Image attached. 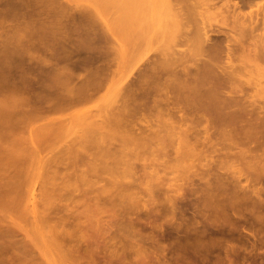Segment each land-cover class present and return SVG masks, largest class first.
I'll list each match as a JSON object with an SVG mask.
<instances>
[{
  "label": "rangeland",
  "instance_id": "obj_1",
  "mask_svg": "<svg viewBox=\"0 0 264 264\" xmlns=\"http://www.w3.org/2000/svg\"><path fill=\"white\" fill-rule=\"evenodd\" d=\"M64 1L66 3L65 8H63L62 10L59 9V11L55 10L56 12L53 11L54 12L52 14L53 22L48 28V34H47L46 39H49L50 43H57V44L58 42L63 43L64 41L63 45H66L65 40H68V42L71 41V43H68V44L71 45V44H74L75 42L76 44L74 45H77V43H79L82 40V38L84 39L86 38L88 42L85 39V42H87L85 46H84V42H82L83 44H80L81 43L80 42L78 45L79 46L82 45L83 47H88V46L90 47L89 44L90 43L93 44V49L95 50V53L97 55H98V52L102 48L103 51L105 50L106 54H104L103 51L102 53L100 51V55L102 54L101 56L107 55L108 54L107 52L110 50L109 53L113 55L111 56L110 59L113 60L115 58V64L112 62L113 71L110 76L111 80L108 83L107 87L103 88L96 95V97H94V99L89 101L88 103H85V104L82 103L79 105L77 104V106L74 105V107L72 106L70 108V106L67 107L65 104L62 105L63 103L60 106H57V105L61 103L60 99H62L63 95H66L67 91L65 92L64 89L65 90L68 89V92L70 91V93L71 91L73 92L76 91L77 88L76 89L74 88V90L72 88H71L72 90H70L69 87L67 88V86L76 87L74 84L75 82H77L75 80L76 75L73 78L74 80L67 79L68 82L64 81L66 84L63 82V79H62L63 77H66V76H63V77H61L62 75L59 76L61 77V79L58 78L59 80H57V82L61 81L60 83H62V84H59L61 85L59 86L60 89L57 87L58 86L57 85L56 88H54V91L52 90V92L47 91L46 89L36 88L34 86L29 87L30 84H29L28 78H31L33 76L30 77L31 75L30 73L29 75L27 74L28 78L24 76V73H23V71H25L24 67L27 66L25 65V63L28 64L29 61H26V60H29L30 58V57H27L28 59H26L25 57L28 54L36 56V57L37 56L41 57L45 55V52L43 50L39 51V49L37 48L36 50H33L28 47L23 48L25 47L23 46L20 48L21 49L20 51H17V53L10 55V56H13L14 59L6 56L9 59L7 60L6 58L7 61H5V59L2 58V56H0V59H2L0 60V264H217V263L218 264H229V263L230 264H264V229H263L264 225H262L264 224V221L262 223L261 222L262 220L261 221L256 220V217L258 215H261L259 214L261 213V210L259 213H258L259 211L258 209H256L257 211L255 210V213H258V215L254 214L253 213L254 210H252L253 211L252 213L256 215V217L253 215L255 218L253 216L252 218L248 216V215H252L250 210L252 207L251 205H254V204L252 202L250 203L247 202L250 199H247V201H245L246 199H244L243 202L240 201V199H236V201H234V199L231 198L232 196L230 195L231 194L230 191L232 192V186H230L231 185L230 183H226L227 182L226 180H225L226 184L223 182V179L225 178L221 179V181L224 184L221 181L220 182L223 185H227V186L228 184H230L229 186L231 188L229 189L231 190H228L229 191L228 192L227 191L228 187L224 186L225 188H227L226 189L227 192H224L223 189L225 188L221 184H220L221 186L219 185V187H223V188L222 189L220 188L221 189L220 192H219V188L217 190V185H218L217 183H220L217 180L219 179L217 178V175L220 172H222L223 174L225 172L227 173L229 170V167H230L229 172L231 173L234 169L235 171L237 169L240 170L239 168H241V166H244V165L245 166L241 169H243V171L245 172L247 168L246 169L244 168L247 166L246 164L243 163V161L241 162L239 160V162L241 163L239 162L236 163L233 161L231 162L232 165L234 164H236L235 166H237L238 164L240 165V167L238 166L236 167L237 168L236 169L234 168L235 166L230 165V161L232 159L234 160L235 157L230 156L228 158L227 154H226L227 157L226 156L224 157V155L220 154L219 152L218 154L222 155L224 158L223 159L222 156L220 155L218 156L215 154H213L215 156L210 155L213 152L207 148L208 151H210V154H209L207 149L204 148V153L206 151L209 157L210 156L212 157V158L210 157L211 160L212 159L214 160V158H216V160L214 161L212 160V163H211V160H208L210 158H207L208 155L203 157V155H206V154H201L203 153L202 151L203 149L202 150L199 149L200 145L198 143H196L195 148H193L194 146L192 147V149H195L196 151L197 150L196 147L198 145L197 147L198 150L196 152H190V150L192 151V149L189 150V147L184 145L185 142L184 143L181 142L184 140H181V138L180 139L177 138V136H180V134H177V123H175V120L177 119V113L174 114L176 115L175 116L176 118H174L173 117L174 115H173L171 119L169 118V115H165L161 117L160 114L158 116L154 114L149 115L150 113H147V112L145 115L138 114L132 117V119L135 120L136 122V127H138L141 124L144 126L145 125L147 126L148 124L145 123V121H148V123L152 125V127H147V129H149L148 131H150L151 129V132L146 131L145 133H148L147 135L143 133L144 135H146L145 138L147 139V140L145 139L146 141L145 140L143 141L145 142L143 143L144 145L141 144L142 142L141 140H140L141 142L138 140L140 139L138 137H142L143 135H140V136L136 135V133H132V131L131 133L135 135L133 138L137 137L138 139L137 138L136 139L138 142H136L135 139L134 141L133 139L130 140L132 141L130 142L128 140L129 137L126 136V138H128L127 142L133 143V144H129L126 142L128 144V145L126 144V146H124L123 144V142L125 143V140H126L123 137H125V134L126 135L129 134V131L128 133H125L123 131L125 134L120 133L122 131L120 132L117 131L118 132L117 133L113 131L112 129H110L109 127L107 128L106 126L104 127L102 126V128L100 126V129L95 126L96 128L94 127L93 132L97 130L96 131L97 133L94 132L93 135L91 134L92 133L91 128L93 126L91 127L89 126L91 124V122L89 121L91 120L93 122H96L97 119H100V117L104 116L102 115L105 112L104 110H107V108L109 107L110 109L114 108L117 104H119L120 99H118V97L120 98L122 87H124L130 80H132V78H134L137 75L136 74V72H138L137 69L141 66L142 63L145 64V62L151 61L152 59L159 57V56L164 57L165 54H166L165 56H167L168 53H170L171 57L177 56V49L180 50V49L186 48V45L184 44H177V39H178L176 38L177 33H180L179 31L181 30V29L177 30L179 29V26H180V23L177 21L178 20L177 17H179L177 16V10H176L178 9L177 7H179L177 6V0H170V1L168 0H152V1L149 0L148 1L147 0L146 4L143 1L142 3H144L145 6L148 5L146 9L147 11L150 10V12L148 11L149 14L147 15V13L145 14L141 13L139 14L138 17H136L137 15L135 16V14L138 13L137 12L138 10L137 11L132 10L133 14L131 13L132 16H130L129 21L127 20L128 24L126 22V19L124 18L121 21L119 20L120 12L116 11L117 7L112 8L110 5H108L109 2H105V0H103L105 4L103 3L102 0H64ZM148 2H151L152 4ZM136 4H137V1L134 0V2L132 3L133 7ZM149 4H151L152 6ZM173 5L174 6L176 5L177 7L175 6L176 8L173 9L174 8ZM136 6L139 7V9H142V7L140 8V6L138 5ZM142 10L144 11V9ZM147 11L145 10V12ZM142 15L144 16L146 15L147 17H142ZM140 16L142 17V19H139ZM221 20H223V17L221 15L213 13V14H209L208 16H206V19L204 22L209 27L213 28V27L218 26L221 23ZM130 21H131V24H130ZM138 21L142 24H140ZM202 22L203 21L200 19V17L197 14L194 16H191V19L188 24L189 31L190 30L192 31L193 29H195L197 25L199 24L201 25ZM144 24L148 29V31L147 29H145L146 33L144 32V30L141 31L143 29L142 26H144ZM139 25H141L142 29L139 27ZM145 26L144 28H146ZM127 27L128 29L129 28L130 29L128 30ZM138 27L141 29V30L140 29L138 30L143 32L144 33L143 35H145V36L142 35L143 38L145 37L147 40L145 39L144 41V39L141 38L143 41L139 39L138 42L141 41V43L137 44L135 42L138 39L137 37L139 36L137 35L138 32L135 33V31H137ZM82 32L85 34L87 33L86 37H85V34H83ZM148 32L150 34H148ZM80 33H82V35H80ZM68 34H70L72 37H68L70 36ZM131 38L133 39L131 40ZM171 41H172V44H171ZM142 42L143 43L146 42V43L142 44ZM94 45L101 47L100 50L98 47H97L98 49L94 48ZM68 47L70 46L68 45ZM61 50L64 52L67 51V50H64V47L61 48ZM24 51L27 54L24 53ZM22 52L24 53L23 58L26 59L24 60L25 62L22 61V57L19 58L20 55H23ZM46 55H49V54H46ZM10 59L13 62V64L11 61H9ZM8 62H10V64L13 65V68L17 66L16 69L15 68L13 69L11 67L13 69L11 70L13 71V73L9 70L12 76L14 74V77L12 76L10 77V73L8 74L9 72L8 69H10L9 66H11ZM15 62L20 63L18 64L19 66ZM248 62H251L249 63L250 65L249 64L246 65L245 67L246 69L244 68L243 71L245 74L246 72L245 70H247L246 76L248 80L250 79L249 83L252 84V81L253 80L256 81V79L258 78L260 79V80L259 79L257 80L258 83L259 81L260 82L262 81V85L260 87H259V84L261 83L259 84L257 82L253 83L255 86L253 84L251 85L248 83L249 84L248 86H250L248 87L249 90L253 89L251 87L255 88L254 91L252 90L254 93L256 89L258 90V88L262 87L261 90L264 89L263 88L264 78H263V75L261 74H259L261 76L258 77L257 76L258 74L256 75V73L260 72L258 67L251 65L252 61H248ZM259 63L264 64V61L262 63V60H261V62ZM20 66H22L23 68L21 69ZM250 66L254 67V70H251L252 73L250 72V69H253V68H250ZM18 68L21 70V72ZM16 70L17 72H19V74L20 73L22 74L19 75L16 72ZM82 71L81 70L78 71L79 73L81 72L80 75L83 73ZM253 71L254 72L256 71V72L254 73ZM83 74L81 76H83ZM10 78L12 80L13 79L15 80L12 81ZM26 78L28 79V82L26 81ZM23 79L25 80L24 81L25 83L29 84V86L27 85H26L27 87L21 86ZM71 80H73L74 82L72 81V83L69 84ZM15 81H18V82L20 81L21 83H17ZM12 82H15V83H12ZM18 84L20 86H18ZM11 85H14V87L16 86L17 87L13 88V86ZM23 85L25 86V84ZM68 92H67V95L69 94ZM58 100L60 101V103H58L59 102ZM9 101L10 102L14 101V105L11 104L13 102L9 104ZM55 103L57 105H55ZM86 115H88V118H86ZM163 117L165 118L162 121L161 119ZM84 118L88 119L89 125L87 122H85L87 120H85ZM81 119H84L85 120L84 123L86 124L83 123L81 124L82 126L79 125L78 123ZM102 119L104 118H101L100 121ZM80 122H83V120H81ZM93 122L92 124L94 125ZM84 125H88L90 127V130L88 126H84ZM83 127L85 128V130ZM63 129H66V130H63ZM88 130L91 132L89 133ZM85 131L86 133H84ZM99 131L101 135H103L102 137H100L101 135L99 136ZM123 134L124 136L122 137V139H124V141L122 142L121 136ZM86 136L87 138L91 136H94V137L89 138L88 140L89 142L84 141L86 142L85 143L86 147L84 144H83L84 147L82 145L78 146L79 143L81 144L84 138L85 140L87 139ZM98 137L101 138V140L105 139L104 141L105 143L100 140L104 144L107 143L108 145V143L111 142V145H112L111 147L112 148L114 147V149L111 150L112 152H110V155H113V151L114 153L119 152L118 156L121 158L120 155L122 153L120 151L117 152L116 150L118 149L116 148H121L120 150L123 152V154L125 153L124 151L127 150L126 153L130 154L129 157H126V158H129L127 161L129 163H127L126 159L124 160L123 158H121L120 162H117L119 161V160H116L117 158H119L117 157V154H115L116 157L114 155L112 156L113 158H111V156L109 157L108 153L110 150L107 149V145L103 146L104 150L108 151V153L106 154V152L101 148V145H104V144L100 142L98 146V144L96 143V142H99L95 140ZM90 139L91 140L94 139L96 142H93ZM90 142L91 144H93L92 145L93 149H91L92 147L90 148L91 146ZM193 142H194V139H193ZM95 143L97 144V148H96ZM80 147L83 148L82 150H85L86 152L82 151ZM185 147H188V148H185ZM99 148L102 149V152H105L104 155L106 154L107 155V156L105 155L106 157L102 153L97 154L99 152ZM108 148H110V144ZM122 148L124 149V151ZM72 149H74L76 153ZM97 149H98V152L96 153ZM78 150L80 151V153ZM236 150L237 148L235 149V151ZM187 151L190 153H188ZM213 151H215L214 148H213ZM183 152H186V153H183ZM187 153H188V156L185 155ZM195 153H196V156L194 157ZM81 155H84V156L82 157ZM93 156L95 157L93 158ZM130 156L131 157L133 156L134 158L130 159ZM181 156L183 157L182 159H181ZM97 157H102V158L99 159ZM104 157L105 158L109 157V158H107L106 160ZM188 157L193 158L194 162H192L193 161L192 159H190L191 160L190 161ZM204 158H206L211 163L210 165L213 166L212 169L210 167L211 171L209 170V167H207L208 166L206 162L207 160ZM108 159L110 161H108ZM112 159L116 161L114 162ZM122 159L126 162L127 166L131 165L134 167L135 165V167L137 168L136 170H134L135 167L133 168L130 166L132 169L130 167L128 168L135 171L137 175L142 173L143 176L146 175L145 177L147 178L146 179L143 177L145 179L144 181L145 183L142 182L143 184L138 185L137 183L135 184L134 182L135 185L133 186H135V188H138V189L133 188L134 193L132 194V196H134L135 194L133 199L131 198L132 196H130L131 193H127L129 192L128 191L129 189L131 192H133L132 191L133 186L131 187L130 185L128 186L127 184L128 181H127L125 182L126 185L123 184L125 186L122 185L123 188L121 187L122 181L124 183L126 179H124L123 177L119 175L122 174L125 170H123V172L122 170H120L122 173L114 170L116 167L115 164L120 165L119 163H122ZM226 159H231V160L226 161ZM92 160H94L95 162ZM129 160L130 161L132 160L133 162L131 161L130 163ZM188 160L190 161L189 163L186 162ZM217 160L221 161L222 163H218L219 161ZM83 161H88V163L86 162L87 165ZM97 161L99 162L102 161L101 164H107L105 163L106 161L108 163L110 162L111 164H113V167L115 166L114 169L113 167L111 169L110 167L111 165L109 166L108 164L111 171L109 168H106L108 166L102 165V167L103 166L105 167L104 169L106 170V173L109 170V174H110V172L114 170L113 173H111L110 175H108L107 173V176H105L106 173L103 172L105 170H103L102 168L103 171L101 172H103V174L105 173L104 177L101 175V173H100V177H97L99 175L96 173L98 171L97 169L101 167L99 166L98 168L95 169V167L98 166ZM204 162L205 164H202ZM90 163L91 164L96 163L97 166L93 165L94 168L92 166L91 169H88V166H90ZM187 163L188 164L192 163V165L190 164L191 166H189ZM122 164L119 166L120 167L119 169H121L122 167H125V163H124V166ZM224 164H225V167L221 168V165L223 166ZM227 164L228 166H226ZM215 165L217 166V168L215 167ZM231 166L233 167V169ZM75 167L76 168L79 167V170L78 168L76 169ZM206 167L208 168L209 173H212L211 175L208 174ZM128 168L127 170L130 171V169ZM225 168L228 170H224ZM47 169H49L50 171ZM92 169H95V170L92 171ZM138 170L140 171V173L136 172ZM216 171L217 172L219 171V173L217 174ZM46 172L48 174L49 172H51V175L49 174L50 177L48 176ZM114 172L115 174L120 173L118 174L120 179L117 178L116 179L117 182L114 181L116 183H113L111 186L114 188L115 185L118 186V183L121 182L120 185L117 187V191L120 190V187H121V189L123 190H120L119 192L124 191V193H127L126 198L122 197L123 195H126V194H124L123 192L121 193L114 192L115 188L113 189L112 187H111L113 189L112 192H114V194H111L113 197L109 196L110 195L109 192L111 189V188L109 189L110 187L109 183H112L113 181H112V177L108 178V176L109 177L113 176ZM214 172L215 174H213ZM73 173L75 176L73 175ZM86 174L88 175V177ZM92 174L95 176H93ZM125 174H128V172ZM68 175H69L68 177L69 179L67 178ZM46 176H48V178H46ZM53 176H55V179ZM126 176L128 177V175ZM72 177L74 178L72 179ZM89 177H91L93 181V182L91 181L92 185L91 183L87 184L88 179H90ZM49 178L50 179L52 178L53 181L55 180L54 181V183H56L55 186L52 185L54 183H52L53 182L52 179L50 180ZM96 178H99V179H96ZM121 178H123V180H121ZM75 179L76 180L78 179L79 182L76 181ZM107 179H110V180H107ZM130 179L131 178L129 177L128 180ZM45 180H47V182L51 181L50 182L51 184L47 183L48 185L50 184L49 185L50 187L46 185ZM66 180L68 181L66 182ZM208 180H210V183H213L214 181L216 183L210 184ZM75 181L77 182V184H75L76 183ZM263 182L264 181L256 182V184L254 183L252 184V185H255L254 187L259 190L256 189L253 194L251 192V196L253 195V197L250 196L249 198H255V197L264 198ZM171 183H176V185L179 184L177 186L181 185L180 187L181 188L183 187L182 190L180 188V191L182 192L181 193L182 196L181 194H179L180 191L177 193V186L175 187L173 186L175 184H171ZM204 183H207V184H204ZM99 184L101 185V187L99 186ZM57 185H58V188H57ZM62 185H64V187ZM103 185L104 187L106 186L108 187L109 189L108 192L105 191V189L103 188ZM78 186L80 187V189L82 188L81 189L82 191L79 189ZM139 186H141L140 190H139ZM214 186L216 187L215 189L213 188ZM128 187L129 189L127 190ZM173 187H174V190L172 189ZM42 188L45 189L46 192ZM102 188L104 189L105 194L106 193L109 194L108 196L107 194L105 195L104 193H102V190H101ZM211 188L213 189L211 190ZM251 188H248L250 190L247 189V191L249 192L252 191L253 187ZM88 189H89V192H88ZM108 189L106 188V190ZM207 189L209 190L207 191ZM135 191L136 192L138 191V192L136 193ZM168 191H169V194H168ZM201 191L203 192V194H201ZM256 191L262 192L261 193L262 195L259 196V194L257 193L258 196H256L257 195ZM48 192L50 194H47ZM164 192H166L167 194H165ZM173 192L174 193L176 192L175 193L176 196L174 197H173L174 195ZM249 192L248 194H250ZM87 193L91 196L90 197L89 195L87 196ZM116 193L120 195V196H117L118 198H115V196L117 195ZM227 193H230L229 196L226 195ZM137 194L138 196H136ZM139 194L141 195V197H139L140 196ZM166 195L167 196L169 195L168 196L169 198L166 197ZM214 195L217 197H214ZM227 196H228L227 200L230 198L229 202L225 200ZM110 197H112L114 200L111 199ZM128 197L130 198V200ZM202 197L205 198V200ZM122 198H124L123 200L125 202L122 200ZM141 198H142V201L140 200ZM172 198L173 199L175 198L174 200L175 202L174 201L172 202L173 200ZM218 198H220L221 200L220 202H218L219 201ZM85 199L86 201H84ZM134 199H136V202H135L136 204L133 203ZM206 199L209 201H207ZM222 199H224L225 201L224 200L222 201ZM138 200L140 201L141 205L139 204ZM177 200H180V201H177ZM83 201L88 202V205L86 203H83ZM91 201H93L92 205L90 204ZM213 201H214V204H213ZM142 202L143 204L144 202H146L149 205L145 203L146 205L145 206L142 204ZM236 202L237 203L239 202L238 205ZM102 203L104 206H102ZM202 203L203 205H206V203L210 205L209 207L208 205L203 206L201 205ZM233 203L234 205H232ZM245 203L247 205H245ZM216 205L218 206V208L216 207ZM89 206H91L92 208L91 207L89 208ZM221 206L223 209L220 208ZM177 207L181 208V210L177 209ZM206 207L208 209H206ZM215 207L217 208L216 209L217 211L215 210ZM227 207L229 208V210H227L228 209ZM182 209L184 210L182 211ZM195 210L197 213L194 212ZM219 210L221 213L219 212ZM186 211H187V214H186ZM218 212L219 214H217ZM207 213H208V216H207ZM262 213L264 212L262 211ZM245 215H247L251 219L249 218V220H247L246 219L247 216ZM190 216L192 219H189ZM210 217L215 219L217 222L221 218L220 221H222V223H225V224L228 221L227 219L234 218V223L238 222L240 224L239 225L240 227L235 224L234 226H237V227H234V226L233 227L236 229V231L234 228L232 229V226L230 224L233 225V222H232L233 220L232 221L230 220V222L232 223H229V224L227 223V224L230 225L229 227L231 229L228 227L227 224L226 225L224 224L225 228L223 227L222 224H219L220 226L222 225V230H220L218 228L219 225L218 227L217 226H214L215 228L213 227L214 221L211 222L212 219ZM239 218L240 220H238ZM252 219L254 221L253 223L251 222ZM202 221H205V222H202ZM257 221L259 223H256ZM177 222H179L180 224H177ZM201 222L204 223L203 226ZM210 222L212 223V225L209 224ZM217 222H215L214 225L218 224ZM182 223H184V225ZM196 224L197 225L200 224V227L197 226ZM249 224L253 225L252 226L253 229H251L252 227ZM256 224L261 225L262 229H261V226H258ZM242 225L244 227H242ZM198 229L200 230V233H201L200 234L198 232L199 235L198 233H196ZM245 229L247 230L249 229L248 230L249 232L246 231ZM258 229L260 230L258 231ZM251 230L253 233L256 234V236L255 234L251 232ZM253 230H256V231H253ZM215 233H217L218 235ZM217 236H220V238ZM230 242L232 244H230ZM234 244L236 245L238 244V245L234 246ZM258 246H262V247L259 248ZM228 248H231V249L228 250ZM245 248L248 250H246ZM228 257L230 258L228 259Z\"/></svg>",
  "mask_w": 264,
  "mask_h": 264
},
{
  "label": "bare ground",
  "instance_id": "obj_2",
  "mask_svg": "<svg viewBox=\"0 0 264 264\" xmlns=\"http://www.w3.org/2000/svg\"><path fill=\"white\" fill-rule=\"evenodd\" d=\"M136 1H137L136 5L140 6V8L142 7V9H144V11L142 9H139V7H137L136 5L133 7L134 4L132 5V3L134 2V0H105V2H109L110 3V4L108 3V5H110L112 8H116V7L118 8V10L116 8V11L120 12L119 20L121 21L124 18V19H126L127 24H128L130 16H132V14H133V11H137L138 10L137 11L138 13L136 12L137 14H135V16L137 15L136 17H138L139 14H141V13L142 14L147 13V15H148L149 12H150V10H148L149 11L148 12L147 9H146V7H148V5L145 6L147 0H140L141 2L139 0H136ZM143 1L145 2V4L142 3ZM168 1H170V0H168ZM103 3H104V1H103ZM148 3H151V2H148ZM65 4L66 3H65L64 0H0V56H2V58L5 59V61H7L10 57L12 59H14L13 56H10V55L17 53V51H20L21 50L20 48L23 47V46H25L23 48L28 47V48L33 49V50H36V48L39 49V51L43 50L45 52V55L41 56L43 58H41L40 56L36 57V56L28 54L27 56L25 55L26 56L25 58L26 59H28L27 57H30V58H29V60H26L25 58H23L24 57V53H26L25 51H24V53L22 52L23 55H20V57L18 56L19 58L22 57V61H24V60L29 61L28 64L25 63V65H27L28 68H27V66L24 67V70H25V71H23L24 76H26L28 78V75L30 73L31 74L30 77L31 76L34 77V78L33 77L28 78L30 86H29V84L24 82L25 81L24 79L22 80V85L21 86H23V87H27V86L32 87V86H34L36 88L46 89L47 91H51L52 92V90L54 91V88H56L57 85H58L57 86L58 88H59V86H61V85H59V84H62V83H60L61 81L57 82V80L61 79V77H63V76L68 77V78H66V77L62 78L63 82H64V81H67V79H73L74 76L76 75L75 76L76 77L75 80L78 82V83L77 82L74 83L76 87L67 86V88L69 87L70 90H72V89L74 90V88L75 89L77 88L76 91H74V92L71 91V93H70V91L68 92V89L67 90L64 89V91L65 92L67 91L69 94L67 95V92H66V95H63L64 98L62 97V99H60L61 103L58 100L59 101L58 103H60V104L57 105L55 103V105H57V106H60L63 103L62 105L65 104L67 107L70 106V108H71L72 106L74 107V105L77 106V104L79 105V104H82V103L83 104L88 103L89 101L93 100L94 97H96V95L103 88L108 86V83L111 80L110 76H111V73L113 71L112 70L113 69V67H112L113 63L115 64V58L112 57L114 59L113 60L110 59L111 56H113L111 53H109L110 50L107 52L108 53L107 55L101 56L102 54L100 55V51L102 53L103 49L101 47H98V46L94 45V48L98 47L99 50L101 48V50L98 52V55H97L95 53V50L93 49V44H91L90 42H89L90 43L89 44L90 47L89 46L88 47H83L82 45L79 46L78 44L80 42H81L80 44H83L82 42H84V46H85V44L88 42L86 38L85 39H86L87 42H85V39L82 38V40L80 42L77 41V42H79V43H77V45H74V44H76L75 42H74V44H71V45L68 44V43H71V41L68 42V40H65L66 41L65 42L66 45H63L64 41H63V43L62 42L61 43L58 42V44H57V43H50V40L46 39L47 34H48V28L51 25V23L53 22L52 21L53 20L52 19V17H53L52 14L54 12H56L57 10L59 11V9L62 10L63 8H65L66 7ZM151 4H149V5H151ZM175 6H174V8L173 7L172 8L175 9L177 6H179V7H177L178 9H176L177 10V16H179V17H177V19H178L177 21L180 23L179 29H177V30L181 29L179 31L180 33H177V37H176V38H178L177 39V44H184V45H186V48L180 49V50L177 49V56H172L171 57L170 53H168L169 56L168 55L165 56L166 55L165 54L164 57L159 56V57H156V58L152 59L151 61L145 62V64L142 63L141 66H140L142 68L139 67L137 69L138 70V72H136L137 75L134 78H132V80H130L124 87H122V92L120 93V98L118 97V99H120L119 100V104H117L114 108H111V109H110L109 106H107L109 108L106 107L107 110H104L105 112L102 114V115H104L106 117H104V116L100 117V119L101 118H104V119H102L100 121V119L96 118L97 119L96 122H93V121L90 120L89 122H91V124L93 122L94 125L93 124L89 125L88 119H86V118H88V115H86V118H84V119L87 120V121H85L84 119H81V120H83V122H80L81 121L80 120L78 124L81 125L85 121V122L88 123V125L90 127L93 126L92 127L93 129L91 128V131H92L91 134L92 135L94 134V132L97 133L96 129H95L96 131L93 132L95 126L98 127L99 129H100V126H101V128H102V126L103 127L106 126L107 128L109 127L110 129H112L115 132L122 131L120 133H124V132L128 133V131H129V134H127V135L124 133L125 137H123L124 134L121 136L122 142L124 141V139H126L125 143L123 142L124 146H126V144L129 143V142H127L128 138H126V136L129 137V139H128L129 141L132 140V139L134 141V139H135V141L138 142L137 139L140 138L138 140L139 141L141 140L142 141V142L140 141L141 144L144 145L143 143H145V142H143V141L146 139L145 136L148 134V133H145V132L149 130V129H147V127H152V125H150L148 123V121H145V123L148 124L147 126L146 125L144 126V125L141 124L138 127H136V122H135V120L132 119V117H134L135 115H138V114L145 115L146 112H147V113H150L149 115L154 114V115L158 116L160 114L161 117L165 116V115H169V118L171 119V117L175 113H177V119H176L177 122L175 120V123H177V134H180V136H177V138H179V139L181 138V140H184V141H181V140L180 141L182 143L185 142L184 145L188 146L189 150L192 149L193 146H194L193 148H195L196 143H198L200 145L199 149H201V150L203 149L202 150L203 153H201V154H206V155H203V157L208 155L206 151L204 153V148H206V149L208 148L210 151L213 152V153L211 152L212 154H210V151H208V149H207V151L209 152L210 155L215 154V155L218 156V155L222 154L225 157L226 154H227L228 158L230 156L235 157V159H234L235 161L233 159L232 160L231 159H226V161L227 160H231L230 161V165H232L231 164L232 161L237 163V162H239V160L241 162L243 161V163L246 164L247 167H245L244 169L247 168V170L245 172L243 171V169H241L245 165L241 166V168H239L240 170H238L236 168L238 166L240 167L239 164L237 166H235L236 164L232 165V166H235L234 168L237 169L236 171L234 169L233 170L234 172L231 170L232 174L229 172L230 167H229V170L226 169L228 167H226L224 169V170H228V172H229V173L225 172L226 174L225 173L223 174L222 172L219 173V171L218 172L216 171L217 174L219 173L218 174L219 176L217 175V178H219V179H217L218 182H220L222 178H225V179H223V182L225 183V180H226L227 181L226 183H230L231 184V185L228 184V186L227 185H223L224 183L221 181L223 184L221 182L217 183L218 184L217 185V190L219 188V192H220V190L225 186V187H228V189L224 187L225 189H223V190H224V192H227L228 190H231L229 188H231L230 186H232V192L230 191L231 194L227 193L226 195L229 196V194H230L232 196V197L231 196L230 197L233 198L234 201H236V199H240V201L243 202L244 199H246L245 201H247V199H250L247 202H249V203L252 202L254 204V205H251L252 207L250 206L251 210L250 209L249 210L251 211V213L253 212L252 210H254L253 213L258 215V213L261 210V213H259V214H261L262 217H263L264 213H262V211L264 212V198H259V197L256 198L255 196H254L255 198H249V197L251 196V192L253 194L255 192V190L257 189V188L254 187L255 185H252V184L253 183L256 184V182L264 181V89L261 90L262 87L258 88V90L256 89L254 93H253V91L255 89L254 87H251V88H253L252 89L253 91L249 90L248 87H250V86H248V85L251 84V83H249L250 79L248 80V78L246 76L247 70H245L246 71L245 74H244L243 70L246 67V65L251 63V62H248V61H252L251 65H254V66L258 67V69L260 71L259 73H256V75L258 74L257 75L258 77L263 75V78H264V64L259 63V62H261V60H262V63L264 61V0H177V6L176 7ZM145 10L147 12H145ZM213 13L221 15L223 17V20H221V23L218 26L211 28L204 21L206 19V16H208L209 14H213ZM196 14L200 17V19L203 22H202L201 25L200 24L197 25L196 28L193 29L192 31L191 30L189 31L188 24H189V21L191 19V16H194ZM140 17H139V19H142V17H147V16L146 15L145 16L142 15V17L141 18ZM136 19H138V18H136ZM130 24H131V21H130ZM140 24H142V23H140ZM145 24H144V26H145ZM123 26H125V25H123ZM130 26H128V27H130ZM144 26H142V28H143L142 29L141 25H139V27L142 30L138 27L137 31H135V33L136 32H138V33L140 32L139 34L137 33V35L139 37L136 36L138 38L137 40L135 38L136 42L134 41L137 44L141 43V41H143L141 38H143V36H145V35H143L144 33L141 32L143 30H144V32L146 31L145 29H147V27L145 26L146 28H144ZM128 27H127V29H128ZM138 29H140L141 31L138 30ZM128 30H126V31H128ZM147 31H148V29H147ZM82 33H80V35H82ZM83 34H85V33H83ZM86 34H85V37H86ZM148 34H150V33L148 32ZM68 35H70V34H68ZM68 37H72V36L70 35ZM80 37H82V36H80ZM132 39L133 38H131V40ZM139 39L141 40L140 42H138ZM143 39L145 41L146 38L144 37ZM144 43H146V42H144ZM144 43L142 42V44H144ZM56 44H57V46H56ZM171 44H172V41H171ZM68 45L70 47H68ZM62 46L64 47V50H67V51H65V52L62 51L61 50V48H63ZM178 46H180V45H178ZM68 48L69 49L71 48V49L69 50ZM62 52H64V53H62ZM103 53L106 54L105 50L103 51ZM46 54H49V55H46ZM109 54H111V55H109ZM6 56H8L9 58H7ZM6 58H7V60H6ZM0 60H2V59H0ZM9 61H11V59ZM16 62H18V61H16ZM8 63L10 64V62H8ZM12 64H13V62H12ZM16 64L18 65L20 63H16ZM11 67L13 68V65L9 66L10 69H8V71L9 70L10 71L13 70L14 68L16 69L17 66L14 67L13 69ZM20 67H21V69L23 68L22 66H20ZM256 67H255V69H256ZM250 68H253V69H250V72H251V70H254V67L250 66ZM82 69H83V71H82ZM17 70H16V72H17ZM80 70L83 73L85 71L84 74L82 73L83 76H81L82 74L80 75L81 72L80 73L78 72ZM10 71L8 72V74L10 73V77H11L12 76L11 72L13 73V71H11V72ZM20 72H21V70H20ZM17 73L19 74V72H17ZM20 74H22V73H20ZM259 74H261V75H259ZM59 76H61V77H59ZM12 77H14V74H13ZM81 77H82V79H81ZM20 78H21V76H20ZM27 78H26V81L28 82ZM77 78L79 79V81H78ZM258 79H256V81L251 79V80H253L252 84L257 82ZM13 80H15V79H13ZM73 80H71V82L69 84H71ZM15 82L21 83L20 81L19 82L15 81ZM15 82H12V83H15ZM17 83H16V85H17ZM259 83H261V84H259ZM259 83L258 84H259V87H260L262 85V81L261 82L259 81ZM23 84H25V86ZM246 85H247V87H246ZM11 86H13V88L17 87V86L14 87V85H11ZM18 86H20V85L18 84ZM263 88H264V86H263ZM119 91H121V90H119ZM258 91H260V92H258ZM257 92H258V94H257ZM11 102H13V103H11ZM11 102L9 101V104L11 103L12 105H14V101H11ZM16 104H18V103H16ZM66 106H64V107H66ZM12 107H14V106H12ZM54 107H56V106H54ZM175 116L176 115H174L173 117L176 118ZM164 118L165 117H163L161 120L163 121ZM90 119H92V118H90ZM93 120H94V118H93ZM167 120H169V119H167ZM97 121H99V122H97ZM84 124H86V123H84ZM88 125H84V126H88ZM97 125H99V126H97ZM90 127H89V130H90ZM63 130H66V129H63ZM84 130H85V128H84ZM91 131H89V133ZM131 131H132V133H136V135H139V136L143 135V136L142 137H138V138L136 137L137 139L133 138L135 135H133L131 133ZM148 132H151V129ZM84 133H86V131ZM143 133L146 134V135H144ZM87 134H88V132H87ZM100 135H101V133L99 131V136ZM128 135H130V136H128ZM102 136L103 135H101L100 137H102ZM84 137H85V135H84ZM92 137H94V136H91L89 138H92ZM122 137L124 139H122ZM83 138H81V139H83ZM86 138H87V136H86ZM89 138H87L86 140L84 138V140L81 142V144L79 143V145L78 144L77 145L78 146L82 145L83 147L85 145V147H86L85 143L89 140ZM97 139H95V140L99 141V142H96L94 139L93 140L90 139V140L93 141V142H96L98 144V146H99V143L101 141H103V142L105 141V139L101 140V138H99V137ZM193 139H194V142H193ZM84 141H86V142H84ZM103 142H101V143H103ZM130 142H132V141H130ZM90 144H91V142H90ZM97 144H96V148H97ZM109 144H110V148H108ZM129 144H133V143H129ZM87 145H89V144H87ZM92 145L93 144H91L90 148L92 147ZM106 145H107V143L104 144V145H101V148L104 150L103 146H106ZM184 145H183V147H184ZM111 146H112L111 142H109L108 145H107V149L110 150L109 153H108L107 150L106 151L104 150L106 152V154L108 153L109 157L111 156V158H113L112 157L113 155L116 157L115 154H117V157H119L118 156L119 155L118 151H120L123 154V152L120 150L121 148H116V149H118V150H116L118 153H116V152L114 153V151H113V155H110V152H112L111 150L114 149V147L112 148ZM188 147H185V148H188ZM197 147H198V145H197ZM197 147H196V149L198 150ZM213 148H214L215 151H213ZM236 148H237V150L235 151ZM82 149L83 148H81V150ZM91 149H93V147ZM102 149L99 148V152H98V149H97L96 153L98 152L97 154L102 153L104 155L105 152H102ZM124 149H125V147H124ZM124 149H123V151H124ZM72 150L74 151V149H72ZM70 151H71V149H70ZM82 151L86 152L85 150H82ZM196 151H195V149H192V151L190 150V152H196ZM216 151H217V153H216ZM124 152L126 153L127 150L124 151ZM190 152H188V153H190ZM219 152H220V154H218ZM79 153H80V151H79ZM125 153L123 155L121 154L120 156L124 160L126 159V162H127L129 158H126V157H129L130 154H127V153L125 154ZM183 153H186V152H183ZM188 153L185 154V155L188 156ZM197 154H199V153H197ZM191 155H193V154H191ZM215 155H213V156H215ZM222 155H220V156H222ZM81 156L83 157L84 155H81ZM186 156H185V158H186ZM195 156H196V153H195L194 157ZM69 157H68V159H69ZM94 157L95 156H93V158ZM109 157H107V158H109ZM210 157L208 155L207 158H210ZM97 158L100 159L102 157H97ZM107 158H105V159L107 160ZM119 158H117V159L115 158L116 160H119L117 162H120L121 158L120 159ZM131 158H134V157L130 156V159ZM182 158L183 157L181 156V159ZM211 158L208 159V160H211ZM222 158H223V156H222ZM123 159H122V163L124 161ZM188 159L189 160L190 159L193 160V158H189V157H188ZM201 159H202V157H201ZM204 159H206V158H204ZM116 160H113V161L115 162ZM189 160L186 161V162L189 163L191 161V160L190 161ZM208 160L206 161L207 164H208L207 167H209V170L211 171L213 166L210 165V164L212 163L213 159L211 160V163ZM214 160H216V158H214ZM220 160H221V158H220ZM79 161H77V162H79ZM88 161H89V159H88ZM88 161H83V162L87 165ZM92 161H94V160H92ZM108 161H110V160L108 159ZM131 161H130V163H131ZM217 161H219V160H217ZM97 162L96 163H97L98 166L96 165V163L95 164H91L92 162L90 163V166H88V169H91V167L93 165L97 166V167H95V169L98 168L99 166H101V167H99L97 169L98 171L101 169L99 171V173H98V171L96 172L97 174H99L98 176L96 175L97 177H100V173L104 177V174L106 173V170L104 169L105 167L104 166L102 167V165L108 166V164H109V166L111 165L110 166L111 169L113 167V164H111L110 162L108 163L107 161L105 162L107 164H101L102 161H100V162L97 161ZM126 162L124 161L126 168L121 166L122 168L119 169L120 168L119 166L122 163H119L120 165L115 164V166H116V167L114 166L115 169L113 167V169L116 170L117 172L119 171L120 173H122L123 170H125V171L122 174L116 173L117 176H116V174L114 172V174H113V176L115 175L114 178H113V176H110V177L108 176V178L112 177V181H113V182L111 181L112 183H109V186H110L109 189L112 187L111 185L113 183L117 182V180H116L117 178L120 179L119 176H121L124 179H126L124 181V183H123V181H122V183L120 182L121 180H123V178H121V180L119 181L121 183V187H122L123 184L126 185L125 182H127V181H128L127 184H128V186L130 185V187L135 185L136 183L138 185L139 184H143L142 182L145 181L144 178H146L145 177L146 175L143 176L142 173L137 175V173H135V171L131 170L132 169L131 167H133V166H131L130 164H128V165H130L131 167L127 166ZM192 162H194V160ZM241 162H239V163H241ZM99 163H100V165H99ZM124 163L122 164L123 166H124ZM127 163H129V162H127ZM214 163H216V162H214ZM218 163H222V162L219 161ZM190 164L192 165V163H190ZM190 164H188V165L191 166ZM202 164H205V162L202 163ZM216 165H218V164H216ZM216 165H215V167L217 168ZM109 166L106 167V168L110 169ZM226 166H228V164ZM128 167H130L131 169L128 168ZM134 167H135V165H134ZM210 167H211V169H210ZM224 167H225V164L223 166L221 165V168H224ZM77 168L79 170V167H77ZM93 168H94V166H93ZM102 168L105 171H103ZM123 168H125V169H123ZM127 168L130 169V171L127 170ZM68 169H69V167H68ZM76 169H74V170H76ZM95 169H92V171L95 170ZM111 169H110V171H111ZM136 169L137 168L135 167L134 170H136ZM232 169H233V167H232ZM47 170H49V169H47ZM120 170H122V172ZM206 170L208 171V168ZM101 171H103L105 173L103 174V172H101ZM113 171L110 172V174L113 173ZM127 172H128V174H125ZM131 172H132L133 175L131 174ZM136 172L140 173L139 170L136 171ZM84 173H86V172H84ZM107 173H108V175H110L109 174V170H108ZM107 173H106L105 176H107ZM49 174L51 175V172H49ZM49 174H48V176H49ZM118 174H120V175L118 176ZM208 174L211 175L212 173H209V171H208ZM213 174H215V172ZM73 175H74V173H73ZM126 175H128V177ZM48 176H46V178H48ZM93 176H95V175H93ZM93 176H92V178H93ZM53 177L55 179V176H53ZM68 177H69V175L67 176V178ZM87 177H88V175H87ZM129 177L131 178L130 180H128ZM73 178L74 177H72V179ZM89 178L91 179V177H89ZM81 179H82V177H81ZM81 179H80V181H81ZM90 179H88V182L89 181L90 182L89 183L87 182V184L91 183L92 179L91 180ZM96 179H99V178H96ZM208 179H210V178H208ZM85 180H87V179H85ZM107 180H110V179H107ZM45 181H46L45 182L46 185H48L47 183L51 182V181L47 182V180H45ZM52 181H53V179H52ZM54 181L52 183H54ZM67 181L68 180H66V182ZM76 181L79 182L78 179ZM98 181H100V180H98ZM114 181H116V182H114ZM208 181L210 183V180H208ZM215 181L213 182L214 184L216 183ZM134 182H135V184H134ZM120 183H118V186L120 185ZM213 183H210V184H213ZM55 184L56 183H54L52 185L55 186ZM75 184H77V182ZM107 184H108V182H107ZM171 184H175V185H173L175 187L177 185H179V184L176 185V183H171ZM204 184H207V183H204ZM220 184L223 187H219ZM263 184H264V182H263ZM46 185H44V186H46ZM91 185H92V183H91ZM95 185H96V183H95ZM125 185H123V186H125ZM138 185H136V186H138ZM62 186L64 187V185H62ZM99 186L101 187L100 184H99ZM107 186L104 187V185H103V188L105 189L106 192L109 191ZM115 186H114V188H115L116 191L114 190V192H118V193L123 192L124 193V191L119 192L120 190H123V189H121V187H120V190L117 191V187L118 186L117 185H115ZM180 186H177V193L180 191V188H181ZM81 187H83V186H81ZM140 187L141 186H139V190H140ZM210 187H212V186H210ZM251 187H253V190L250 191V192L247 191V189L251 188ZM57 188H58V185H57ZM99 188H98V190H99ZM103 188L101 190H102V193L105 194ZM106 188L108 190H106ZM112 188L110 189V192L113 191L114 188L113 189ZM133 188L134 189H138V188H135V186H133L132 187V191L134 190ZM213 188L215 189L216 187L214 186ZM213 188H211V190ZM51 189H53V188H51ZM79 189H80V187H79ZM128 189H129V187L127 188V190ZM149 189H148V191H149ZM172 189L174 190V187ZM182 189H183V187L181 188V190ZM226 189H227V191H226ZM43 190H45V189H43ZM208 190L209 189H207V191ZM248 190H250V189H248ZM257 190H259V189H257ZM262 190H263V188H262ZM128 191L129 192H127V193H131V195L130 194H128V195L132 196L134 191L131 192L130 189ZM169 191H168V194H169ZM202 191H201V194H203ZM45 192H46V190H45ZM54 192H55V190H54ZM88 192H89V189H88ZM110 192H109L110 195L108 193H106L107 196L108 195L112 196L111 194H114V192H112V193H110ZM248 192L250 194H248ZM123 193H122V195H123ZM127 193H124L126 195H123L122 197L126 198ZM164 193L167 194L166 192H164ZM175 193H174L173 197L176 196ZM181 193L182 192L180 191L179 194H181ZM204 193H206V192H204ZM257 193L259 194V196L262 195L261 194L262 192H257L256 191V194ZM47 194H50V193L48 192ZM207 194H208V192H207ZM258 194L256 196H258ZM88 195L89 194L87 193V196ZM95 195H93V196H95ZM215 195H214V197H217ZM90 196L91 195H89V197ZM99 196H97V197H99ZM117 196H120V195L117 194L115 196V198H118ZM134 196H135V194H134ZM134 196H132L131 198L133 199ZM136 196H138V194ZM168 196L166 195V197H168ZM181 196H182V194H181ZM228 196L225 199L227 202H229V199H230L229 198L227 200ZM112 197H110V198L113 199ZM139 197H141V195ZM200 197H201V195H200ZM251 197H253V195ZM82 198H84V197H82ZM124 198H122V200ZM177 198H179V197H177ZM203 199L205 200V198H203ZM218 199H219L218 202H220L221 201L220 198H218ZM129 200H130V198H129ZM140 200L142 201V198ZM174 200H175V198L172 200V202ZM223 200L224 199H222V201ZM84 201H86V199ZM84 201H83V203H86L88 205V202H84ZM169 201H170V199H169ZM177 201H180V200H177ZM207 201H209V200H207ZM92 202L93 201H91V203L90 202L89 203L92 205ZM132 202H133V200H132ZM135 202H136V199H134L133 203L136 204ZM145 203L146 202H144V204H143V202H142L143 205H145ZM215 203H217V202H215ZM238 203H237V205H238ZM127 204H129V203H127ZM139 204H140V201H139ZM146 204H148V203H146ZM171 204H173V203H171ZM198 204H200V203H198ZM213 204H214V201H213ZM93 205H95V204H93ZM140 205H138V206H140ZM177 205H179V204H177ZM181 205H182V203H181ZM201 205H203V203ZM207 205L209 207L210 204L206 203V205H203V206H207ZM232 205H234V203ZM245 205H247V204L245 203ZM102 206H104L103 203H102ZM90 207L91 206H89V208ZM216 207L218 208L217 205H216ZM216 207H215V210L217 209ZM228 207H229V205H228ZM134 208H135V206H134ZM194 208H196V207H194ZM220 208H222V206ZM253 208H255V209H253ZM133 209H131V210H133ZM177 209L181 210V208H179V207H177ZM184 209H182V211ZM206 209H208V208L206 207ZM222 209H220V210H222ZM256 209L259 210L258 213H255ZM200 210H202V209H200ZM220 210H219V212H220ZM227 210H229V208ZM194 212H196V210ZM205 212H207V211H205ZM219 212L217 214H219ZM201 213H200V215H201ZM208 213H207V216H208ZM251 213H249V214H251ZM253 213H252V215H248V214L247 215L252 218V216L254 215ZM186 214H187V211H186ZM235 214H236V212H235ZM202 215H204V214H202ZM220 215H222V214H220ZM247 215H245V216H247ZM261 215H258L257 217H256V215H254V216L256 217V220H258V221L262 220L261 222L263 223V221H264L263 218L264 217L262 218ZM243 216H244V214H243ZM248 216H247V218L245 217L247 220H249V218H250ZM184 218H186V217H184ZM226 218H228V217H226ZM237 218H238V216H237ZM241 218H242V216H241ZM189 219H192L191 216L189 217ZM211 219H210L211 222L214 221L213 222L214 224H215V222H217L215 219H213V218H211ZM253 219L251 221L252 223L254 222ZM220 220H221V218H220ZM227 220H228L227 221L228 224L233 222V225L230 224L232 226V229L234 227H237V226H234L235 224L238 225V226L240 225L238 222L234 223V218L233 219H227ZM230 220L231 221L233 220V221L230 222ZM238 220H240V218ZM219 221L217 222L218 224H216V225L213 224V227L214 226L218 227L219 224H222L223 227L225 228V225L227 223L226 224L222 223V221H220V223H219ZM258 221L256 223H259ZM188 222H187V224H188ZM202 222H205V221H202ZM211 222L209 224L212 225ZM184 223H182V224L184 225ZM248 223H250V222H248ZM177 224H180V223L177 222ZM203 224L204 223H202V226H203ZM222 225L221 226L219 225V227H218L220 230H222ZM230 225H228V227ZM244 225H245V223H244ZM246 225H248V224H246ZM256 225H258V224H256ZM262 225H264V224H262ZM197 226L200 227V224H198ZM202 226H201V228H202ZM250 226L252 227L253 225H250ZM258 226H261V225H258ZM181 227H182V225H181ZM193 227H194V225H193ZM242 227H244V226L242 225ZM183 228H185V227H183ZM245 228H247V227H245ZM251 229H253V227ZM261 229H262V226H261ZM263 229H264V227H263ZM245 230L248 231L247 229H245ZM259 230L260 229H258V231ZM235 231H236V229H235ZM253 231H256V230H253ZM198 232L200 233L199 229H198V231L196 233H198ZM219 232H221V231H219ZM251 232H252V230H251ZM199 233H198V235H199ZM215 234H217V233H215ZM253 234H255V233H253ZM255 236H256V234H255ZM217 237L220 238V236H217ZM254 238H256V237H254ZM259 239H261V238H259ZM217 241H218V239H217ZM228 241H230V240H228ZM230 244H232V243L230 242ZM235 245L236 244H234V246ZM240 247H242V246H240ZM258 247L260 248L262 246H258ZM222 248H223V246H222ZM230 249L231 248H228V250H230ZM239 249H241V248H239ZM254 249H255V247H254ZM223 250H225V249H223ZM246 250H248V249H246ZM228 253H229V251H228ZM229 258L230 257H228V259ZM247 258H248V256H247ZM249 260H250V258H249Z\"/></svg>",
  "mask_w": 264,
  "mask_h": 264
}]
</instances>
